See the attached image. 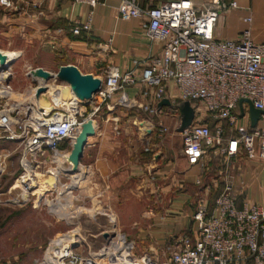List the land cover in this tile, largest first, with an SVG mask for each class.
I'll use <instances>...</instances> for the list:
<instances>
[{
	"label": "built area",
	"instance_id": "2783aa9c",
	"mask_svg": "<svg viewBox=\"0 0 264 264\" xmlns=\"http://www.w3.org/2000/svg\"><path fill=\"white\" fill-rule=\"evenodd\" d=\"M117 1L118 17L140 19L148 38L162 42L163 48L159 56L148 59L139 73L108 66L100 89L89 102V112L70 86L53 89L46 96L50 104L43 106L37 91L42 86L49 87L51 80L46 82L34 76L37 68L28 73L37 84L31 89L29 101L23 105L15 101L9 104L8 96L13 92L9 84L11 68L0 72V87L4 90L0 92L4 100L0 103V131L4 140L22 147V167L30 166L28 156L46 151L70 153L82 124L92 120L103 107L112 110L120 105L137 108L146 115L161 116L163 107L178 111L184 101L190 102L195 113L194 123L181 133L188 164L198 163L207 151H215L227 159L243 153L249 160L256 157L264 160V130L251 129L242 122L243 118L249 120L246 104H243V117L239 111V101L246 99L264 112V43L253 42L249 30L241 32L235 40L214 37L220 12L236 9L237 3L168 0L142 8L137 0ZM73 2L93 9L101 0ZM25 4L32 10L40 7L36 2ZM0 7L27 10L17 8L13 0H0ZM244 21L250 23L251 18ZM70 32L74 36L89 34L90 20L75 22ZM51 85L54 86L53 82ZM170 85L178 90L180 102L168 97ZM132 89L136 90L133 95ZM164 99L169 100L170 106L159 107ZM202 109L210 119H203ZM156 131L161 137L168 128L159 121ZM196 184L200 185L201 181L198 179ZM192 218L197 230L195 239L184 236L175 246H166L164 262L147 253L135 255L133 245L125 242L101 263L99 259L80 256L71 241L64 238L63 241L70 243L68 253L60 251L46 258L45 252L36 264H264V206L245 202L238 207L231 176L225 177L211 209L204 198H199Z\"/></svg>",
	"mask_w": 264,
	"mask_h": 264
},
{
	"label": "crops",
	"instance_id": "0c3cea01",
	"mask_svg": "<svg viewBox=\"0 0 264 264\" xmlns=\"http://www.w3.org/2000/svg\"><path fill=\"white\" fill-rule=\"evenodd\" d=\"M137 1L140 7L149 8L168 0ZM193 1L201 4L209 0ZM225 1H235L238 7L220 12L214 37L235 40L249 30L253 42L264 43V0ZM25 2H36L40 7L32 10ZM13 4L27 10L0 8L1 50L8 51V34L20 32L28 39L29 32L42 40L43 47L52 45L57 52L67 51L75 58L62 62L57 72L37 66L54 75L48 80L54 86L50 85L46 96L53 89L71 87L70 79L59 75L62 66H74L81 75H91L102 82L108 66L139 73L148 59L159 56L163 48L162 42L148 38L140 19L118 17L117 0H101L93 9L73 0H13ZM248 17L250 23L244 21ZM88 20L89 34H71L75 22ZM130 91L133 95L136 90ZM167 95L180 102L173 85ZM84 108L90 110L88 105ZM92 121L95 134L88 138L81 163L91 170L100 190L106 192L103 203L112 208L118 231L133 245L135 255L147 253L164 262L166 246H175L184 236L195 239L197 230L192 217L197 202L204 198L211 209L227 175L234 182L238 207L245 202L264 206V160H249L243 153L227 159L207 151L198 163L188 164L178 130L179 111L163 107V115L154 116L115 105L112 110L103 107ZM159 121L168 133L158 142ZM243 123L251 128L249 120ZM256 127L264 130V116ZM198 179L200 185L196 184Z\"/></svg>",
	"mask_w": 264,
	"mask_h": 264
},
{
	"label": "rangeland",
	"instance_id": "374dc122",
	"mask_svg": "<svg viewBox=\"0 0 264 264\" xmlns=\"http://www.w3.org/2000/svg\"><path fill=\"white\" fill-rule=\"evenodd\" d=\"M28 35L27 39L20 32L8 34V51L0 49L12 58L8 61L13 91L8 96L9 104L29 101L31 89L37 86L31 75H26L31 70L44 65L57 72L62 62L75 59L67 51L57 52L52 45L43 47L33 33ZM0 103H4L1 98ZM201 111L203 119H210L205 110ZM167 133L157 136V141ZM60 154L46 151L28 156L30 166L23 168L22 147L4 140L0 131V264H36L45 252L51 255L53 246H69L64 238L80 256L101 263L120 248V237L124 236L118 231L112 208L103 203L106 192L100 190L81 160L78 167L69 159L60 165L54 163ZM47 176H52L51 183ZM28 179L32 186L24 194L22 182Z\"/></svg>",
	"mask_w": 264,
	"mask_h": 264
},
{
	"label": "water",
	"instance_id": "95a60500",
	"mask_svg": "<svg viewBox=\"0 0 264 264\" xmlns=\"http://www.w3.org/2000/svg\"><path fill=\"white\" fill-rule=\"evenodd\" d=\"M8 67L3 65L0 68V72L6 70ZM34 76L40 77L44 79V81L50 80L53 76L50 72L42 69L37 68L36 71L33 73ZM60 76H66L70 79L71 89L79 98L84 106L89 105L92 96L100 89L101 81L95 79L91 75L83 76L79 73L76 67L74 66H62L59 70ZM45 90L44 87H40L37 91V96L39 97L40 93H43ZM43 106H48L50 103L46 97V99L41 101ZM243 104H246L248 107V115L250 120V127L256 128L260 118L264 116V112L258 109H255L251 102L246 99H241L239 101V110L240 116H244V109ZM161 106H170V102L167 99H164L160 102L159 107ZM178 111L180 114V125H179V132L182 133L184 130L189 128L194 123V109L190 105V102L184 101L181 102L178 106ZM95 129L92 120H87L82 124V128L80 133L78 134L75 143L70 151L69 161L75 166L78 167L80 165V160L83 155V150L88 144V138L94 136Z\"/></svg>",
	"mask_w": 264,
	"mask_h": 264
},
{
	"label": "bare ground",
	"instance_id": "6f19581e",
	"mask_svg": "<svg viewBox=\"0 0 264 264\" xmlns=\"http://www.w3.org/2000/svg\"><path fill=\"white\" fill-rule=\"evenodd\" d=\"M7 59V60H6ZM6 61H9V55L8 54H5V53H3V52H1L0 51V68H2L3 67V65H5L6 67H8V65L10 64V63H8V62H6ZM11 65V64H10ZM10 67V66H9ZM8 67V68H9ZM52 76H54L53 74H52ZM51 85V84H50ZM42 87H44V86H42ZM45 88V90L46 91H44L43 93H40V95H39V101H40V103H41V101L44 99L45 100V98H42V96H44V97H46V95H47V91L49 90V88H50V86L49 87H44ZM48 88V89H47ZM1 89H2V87H1ZM4 90L2 89V92H3ZM64 92H67L66 90L64 91ZM75 143V142H74ZM61 154H63V155H61ZM59 156L60 157H57L56 159H55V161H54V163H58L59 165L60 164H62V163H64V162H67V160L69 159V157H70V153H67L66 151H64L63 153H61ZM26 175H28V174H26ZM30 178V177H29ZM46 180L48 181V182H52V176H47L46 177ZM22 184H23V189H22V191H23V193H24V191H27L28 189H30V187L32 186L31 185V180H29L28 179V181H24V182H22ZM23 193H22V197H23ZM25 194V193H24ZM124 243H125V241H124V238L121 236L120 237V245H122V246H124ZM55 249V250H54ZM57 249V250H56ZM64 249H66V250H64ZM69 250H70V246H67L66 244L64 245V246H61L60 248H56L55 246H53L52 247V253H51V255L49 254V252L47 253V257L46 258H48V257H50V256H55L57 253H60V251L62 252V251H64L65 252V254L66 253H68L69 252ZM67 251V252H66Z\"/></svg>",
	"mask_w": 264,
	"mask_h": 264
}]
</instances>
